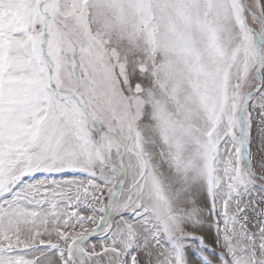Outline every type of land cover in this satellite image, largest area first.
Segmentation results:
<instances>
[{
	"label": "snow or ice",
	"instance_id": "1",
	"mask_svg": "<svg viewBox=\"0 0 264 264\" xmlns=\"http://www.w3.org/2000/svg\"><path fill=\"white\" fill-rule=\"evenodd\" d=\"M0 264H264V0H0Z\"/></svg>",
	"mask_w": 264,
	"mask_h": 264
}]
</instances>
